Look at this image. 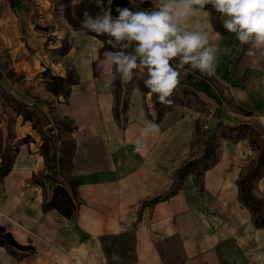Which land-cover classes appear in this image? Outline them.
I'll return each instance as SVG.
<instances>
[{
	"label": "crops",
	"instance_id": "obj_1",
	"mask_svg": "<svg viewBox=\"0 0 264 264\" xmlns=\"http://www.w3.org/2000/svg\"><path fill=\"white\" fill-rule=\"evenodd\" d=\"M124 1L126 7L130 1L152 8L151 0ZM33 5L42 11V4ZM28 13L21 3L0 0V60L9 59V71L23 77L20 82L2 79L4 90L52 135H58L60 121L69 120L72 151L66 166L56 154L51 170L39 150L40 134L30 121L16 120L8 142L16 153L10 172L0 179V226L17 242L21 239V246L33 248L32 255L49 253L59 264H117L113 253L119 264H264V227H256L251 210L240 201V179L256 158L248 139H220L221 154L200 180L193 173L177 179L180 170L205 155L198 125L212 130L219 123L253 120L264 130V56H249L235 34L217 31L213 13L201 15L211 42L221 50L217 74L208 79L189 74L178 87L192 89L202 110L177 105L160 117L153 96L137 87L120 113L115 81L97 70L107 42L79 36L70 54L77 80L66 99L56 97L39 78L28 51L32 43L38 50L47 46L35 29L44 18ZM22 62L29 72L19 74L16 65ZM148 121L160 131L143 139ZM138 139L141 152L135 151ZM5 150L0 149V168ZM58 186L77 207L71 218L46 209ZM255 188L257 196L264 195V179ZM24 255L20 263L31 264L32 255Z\"/></svg>",
	"mask_w": 264,
	"mask_h": 264
},
{
	"label": "clouds",
	"instance_id": "obj_2",
	"mask_svg": "<svg viewBox=\"0 0 264 264\" xmlns=\"http://www.w3.org/2000/svg\"><path fill=\"white\" fill-rule=\"evenodd\" d=\"M73 6L82 0H71ZM101 11L93 17L87 11L80 25L96 36H106L109 49L97 61V70L110 81L131 82L138 74L143 78L148 96H155L162 105L172 103L170 97L182 77L199 73L213 78L221 50L211 42L208 25L198 19L215 13L222 27L241 46H247L249 56H264V0H151L150 10L116 9L112 2L91 0ZM211 6V10H207ZM66 23V22H65ZM159 125L148 121L141 130L147 139L159 133ZM137 140L135 151H142ZM119 264L120 257L113 253Z\"/></svg>",
	"mask_w": 264,
	"mask_h": 264
},
{
	"label": "rangeland",
	"instance_id": "obj_3",
	"mask_svg": "<svg viewBox=\"0 0 264 264\" xmlns=\"http://www.w3.org/2000/svg\"><path fill=\"white\" fill-rule=\"evenodd\" d=\"M26 1H29V3H26ZM132 1L135 2L134 0ZM14 2L16 5L21 3L25 8V13L29 12V17L32 16L35 20H38L40 17L44 18V21L40 25H37L35 29L38 34L46 38L47 46L44 49L38 50L34 47L35 43H32L33 46L31 45V50H28L31 61H35L36 70L40 72L39 78H43L45 84H49L50 88H57L58 91L66 95L69 94L71 84L75 83L77 80L76 72L72 67V57H70V54L78 43L79 36L94 37L103 42H107L108 40L106 36H96L94 33L82 29L80 25L81 21L84 19L83 14L85 11L95 17L101 9L97 7L95 3L91 2V0H82V2L76 6H73L71 0H14ZM35 2L42 4V11H39L36 6L33 5ZM103 2L106 6L107 0H103ZM122 2L125 1L113 0L111 5L113 17L118 16L116 12L117 8L126 7V5L123 6ZM135 4L129 1V6H127L132 11H140L141 7L146 10L150 7L148 3L141 4L140 2H135ZM207 7L211 9V6ZM213 14L216 16L214 12ZM214 18L217 19V17ZM38 54L40 56H38ZM37 59L41 60L42 65L44 64L42 67L40 63L37 62ZM5 60L6 59L3 58L0 60V149L2 151L6 149L2 155L6 160L5 168L11 165L14 154L16 153V150L12 149L13 146H8V142L12 141V132L16 120H18L20 124L28 120L31 121L33 129L41 136L39 142L40 153L44 156L51 170H54L56 154L60 155L63 165L66 166L68 156L72 151V144L68 139L69 133L72 131L69 120L60 121V123H58V135H52L49 130L43 128L41 119L33 111L27 109L25 105L14 99L12 95L4 90L2 79H7L11 82H20L23 80L22 76H18L12 71H9L8 67H10V60ZM22 63L16 65L19 74L21 70L29 72L28 63ZM198 74L199 73L195 75L200 77ZM60 78L64 79L66 84L61 82L59 80ZM201 78L208 79V77ZM137 87L144 92L148 91L144 86L143 78L139 74L128 83H122L119 79L115 80L116 108L120 113H123L128 108L130 95L133 89ZM153 98L156 99L155 96H153ZM170 99L172 101L170 105H163L166 107L165 110L173 109L177 105H185L200 110L203 108L202 102L192 89L178 87ZM18 116L21 118L19 119ZM20 124L17 130L23 135L25 131L21 129ZM204 126L206 125L201 127L198 125V131L196 133L200 131L202 133L201 135L204 136L201 140L205 144V155L198 160L197 164L190 163L184 168L181 178H184V176L186 177L189 173H193V175L200 180L203 171L215 164L221 154L220 139L232 136L248 139L251 146L256 150V158L249 163L242 177L244 182L243 188L251 191L256 218H264V195L257 196L255 194V185L258 179H264V130L253 120L245 121L235 126L219 123L216 125L217 127L212 129L214 135L210 136L204 130ZM4 145L5 147H3ZM52 176L55 177V174L53 173ZM18 240H20L18 242H22L21 239ZM33 251H30L28 254L32 255ZM24 257V253L16 248L7 246L4 247L3 251L0 250V260L13 259L15 260V264H23L20 263V260ZM29 258L33 259L31 264H59L55 257L49 253H37L35 256L32 255Z\"/></svg>",
	"mask_w": 264,
	"mask_h": 264
},
{
	"label": "trees",
	"instance_id": "obj_4",
	"mask_svg": "<svg viewBox=\"0 0 264 264\" xmlns=\"http://www.w3.org/2000/svg\"><path fill=\"white\" fill-rule=\"evenodd\" d=\"M207 9H209V8L207 7ZM214 17H216V16L213 14L214 28L217 31L225 34L227 31L222 27V25L220 24L218 19H215ZM59 80L61 82H64V79H62V78H60ZM64 83L66 84V82H64ZM73 84H71V85H73ZM47 90L56 97L62 96L66 99L68 96V94L66 95V94L58 91L57 88H50L49 84H47ZM155 106H156V109H157L160 117H162L164 113H166L167 111L170 110V109L165 110L166 107L161 105L156 99H155ZM5 163H6V160L4 159L2 167L0 168V179L5 177L10 172V166H7L5 168V165H6ZM191 163L197 164L198 160L191 162ZM183 170H184V168L182 170H180V172L177 174V179H183V178H181ZM243 184H244V182L241 178L240 182H239V185H240V201L242 204H244L247 208H249L251 210V212L254 216V223H255L256 227L257 228H263L264 227V218H259V217L256 218L254 204L252 203L253 198L251 195V191L245 190L243 188ZM173 187L176 188L177 184L175 183ZM46 209H56L66 218H71L77 211V207L75 206L70 194L68 193V191L63 186H58L55 189L54 196H53L50 204H48L46 206ZM7 246H9L11 248H16V249L22 251L23 253H29L30 251H33V248H31V247H24V246H21L20 244H18V242L13 237V235L9 232H6V230L0 226V247H7Z\"/></svg>",
	"mask_w": 264,
	"mask_h": 264
},
{
	"label": "built area",
	"instance_id": "obj_5",
	"mask_svg": "<svg viewBox=\"0 0 264 264\" xmlns=\"http://www.w3.org/2000/svg\"><path fill=\"white\" fill-rule=\"evenodd\" d=\"M204 130L206 131V133L208 135H210V136L214 135V132L212 130H210L208 126H204Z\"/></svg>",
	"mask_w": 264,
	"mask_h": 264
}]
</instances>
